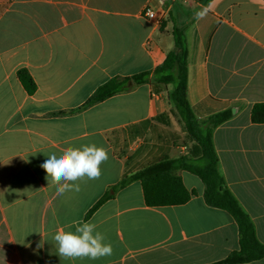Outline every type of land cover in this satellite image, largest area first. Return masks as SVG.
Wrapping results in <instances>:
<instances>
[{"label":"crops","instance_id":"obj_1","mask_svg":"<svg viewBox=\"0 0 264 264\" xmlns=\"http://www.w3.org/2000/svg\"><path fill=\"white\" fill-rule=\"evenodd\" d=\"M148 7L157 22L144 17ZM176 29L187 39V98L199 122L233 113L213 133L219 171L264 245V124L251 120L264 103V0H0V264H216L240 249L238 224L206 204L205 185L190 172H177L196 191L184 205L147 207L139 181L112 190L125 171L162 156L191 157L192 143L177 153L169 140L186 135L172 85L131 83L80 110L109 80L163 64ZM22 69L36 83L32 95L18 78ZM152 124L169 139L155 141ZM92 143L109 152L101 177L58 196L40 167L46 155ZM109 191L113 199L88 217ZM82 221L97 225L111 256L58 255L54 234Z\"/></svg>","mask_w":264,"mask_h":264},{"label":"trees","instance_id":"obj_2","mask_svg":"<svg viewBox=\"0 0 264 264\" xmlns=\"http://www.w3.org/2000/svg\"><path fill=\"white\" fill-rule=\"evenodd\" d=\"M211 1L203 0V3L208 4ZM173 34L175 50L168 54L163 64L153 72L109 80L94 92L80 110L88 109L117 94L130 91L133 89V85L139 86L151 82L165 86L172 85L173 91L170 94V100L175 105L176 113L184 125L187 140L193 144L191 157L170 159L168 156H162L135 174L129 175L125 171L121 182L112 190L116 192L118 189L139 181L143 188L144 201L147 207L160 208L184 205L196 195V191H189L177 172H190L199 177L205 185L204 200L206 204L227 211L239 227L240 249L216 264H247L262 260L264 259V245L257 238L251 217L229 190L225 178L220 173L219 159L213 144L215 129L229 121L233 117V113L232 111H225L211 116L204 122H199L187 98V39L184 31L180 29H176ZM18 78L29 95L36 92V83L27 70H20ZM165 118H167L166 115H161L154 121L164 122ZM251 120L254 124H264V103L253 106ZM152 125V129H158L156 124ZM177 138L180 139V137ZM110 199H113V195L109 191L90 210L88 217Z\"/></svg>","mask_w":264,"mask_h":264},{"label":"clouds","instance_id":"obj_3","mask_svg":"<svg viewBox=\"0 0 264 264\" xmlns=\"http://www.w3.org/2000/svg\"><path fill=\"white\" fill-rule=\"evenodd\" d=\"M203 13H197L202 16ZM40 167L47 173L48 185L56 187V194L63 196L67 192H80L78 181L98 180L102 175L101 165L109 160V152L102 146L87 144L80 147H67L59 153H49ZM50 178V179H49ZM92 222H80L75 231H57L53 240L58 249V255L65 259H90L111 256L113 249L106 243L103 233L96 230ZM43 241L38 247L43 246Z\"/></svg>","mask_w":264,"mask_h":264},{"label":"rangeland","instance_id":"obj_4","mask_svg":"<svg viewBox=\"0 0 264 264\" xmlns=\"http://www.w3.org/2000/svg\"><path fill=\"white\" fill-rule=\"evenodd\" d=\"M164 126H167L166 124ZM161 130L159 129H151V135L152 138L161 142H165L166 138H167V133L169 132V130H167L166 128H161ZM166 131V132H165ZM165 135V136H164ZM160 139V140H159ZM169 139V138H167ZM169 140H171L172 143H174V147H176L177 149V153H179V151L183 148H187L185 149L186 152H188L190 150V146L192 145L191 142H189L185 136H182L179 138H170ZM160 143V142H159Z\"/></svg>","mask_w":264,"mask_h":264},{"label":"built area","instance_id":"obj_5","mask_svg":"<svg viewBox=\"0 0 264 264\" xmlns=\"http://www.w3.org/2000/svg\"><path fill=\"white\" fill-rule=\"evenodd\" d=\"M172 2H181L183 4L187 5H194V4H200L203 3V0H171ZM144 17L147 18L150 21H158L157 15L152 8L148 7L144 11Z\"/></svg>","mask_w":264,"mask_h":264}]
</instances>
